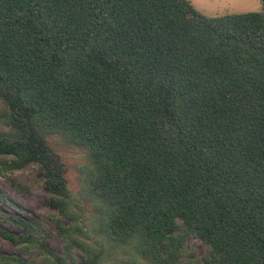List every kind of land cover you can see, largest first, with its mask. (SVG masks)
Listing matches in <instances>:
<instances>
[{"label":"trees","instance_id":"obj_1","mask_svg":"<svg viewBox=\"0 0 264 264\" xmlns=\"http://www.w3.org/2000/svg\"><path fill=\"white\" fill-rule=\"evenodd\" d=\"M262 4L207 16L191 0H0V173L40 165L80 260L1 208L22 231L0 234L52 264H103L102 244L80 238L57 137L87 153L96 220L134 264H264ZM190 237L209 247L201 260ZM0 264L37 263L0 253Z\"/></svg>","mask_w":264,"mask_h":264},{"label":"rangeland","instance_id":"obj_2","mask_svg":"<svg viewBox=\"0 0 264 264\" xmlns=\"http://www.w3.org/2000/svg\"><path fill=\"white\" fill-rule=\"evenodd\" d=\"M196 8L207 16H221L226 14L244 13L263 10L262 0H191ZM2 104H0V134L7 130L2 117ZM52 140L53 147L63 157L68 168L69 184L76 209L82 212V224H85L87 236L80 238L97 246L99 242L105 249L103 264H134L133 251L127 247H119L111 244L106 239L99 223V207L91 198V188L88 185V170L90 161L85 150L73 143H65L60 140ZM7 159H11L8 157ZM1 160V159H0ZM1 166V164H0ZM0 173V208L9 215L17 213L21 216L42 224L44 228L45 245L51 251L60 255L72 256L76 260L79 249L71 248L58 234L56 225L51 216L55 213L46 203L48 194L45 189L43 172L39 164H26L13 170H2ZM66 221V220H65ZM2 228H10L13 231L22 230L13 223L2 220ZM72 250V251H70ZM185 250L189 257L201 260L208 252L209 247L200 239L190 237L185 244ZM0 253L15 254L25 260L37 264H52L36 248L26 249L23 245H15L0 234Z\"/></svg>","mask_w":264,"mask_h":264}]
</instances>
